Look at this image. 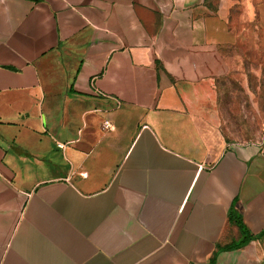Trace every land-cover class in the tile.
<instances>
[{"label": "crops", "instance_id": "crops-1", "mask_svg": "<svg viewBox=\"0 0 264 264\" xmlns=\"http://www.w3.org/2000/svg\"><path fill=\"white\" fill-rule=\"evenodd\" d=\"M254 29L264 0H0V264H264V138L178 75Z\"/></svg>", "mask_w": 264, "mask_h": 264}, {"label": "rangeland", "instance_id": "rangeland-1", "mask_svg": "<svg viewBox=\"0 0 264 264\" xmlns=\"http://www.w3.org/2000/svg\"><path fill=\"white\" fill-rule=\"evenodd\" d=\"M194 66L178 75L184 77L214 76L223 91L222 124L230 142H253L264 138V30L246 32L236 45L194 50Z\"/></svg>", "mask_w": 264, "mask_h": 264}, {"label": "trees", "instance_id": "trees-1", "mask_svg": "<svg viewBox=\"0 0 264 264\" xmlns=\"http://www.w3.org/2000/svg\"><path fill=\"white\" fill-rule=\"evenodd\" d=\"M230 219L239 226V228L242 231L243 238H244V240H242L240 243L236 244L235 247H238L240 245L245 244L247 241H249L251 239V237H250V235H247V230L245 229V226L243 225L240 216L235 211L231 210L230 211Z\"/></svg>", "mask_w": 264, "mask_h": 264}, {"label": "built area", "instance_id": "built-area-1", "mask_svg": "<svg viewBox=\"0 0 264 264\" xmlns=\"http://www.w3.org/2000/svg\"><path fill=\"white\" fill-rule=\"evenodd\" d=\"M60 147H62V144H59Z\"/></svg>", "mask_w": 264, "mask_h": 264}]
</instances>
